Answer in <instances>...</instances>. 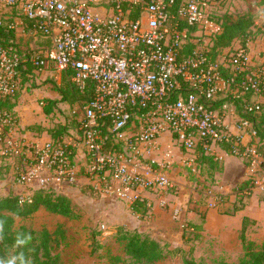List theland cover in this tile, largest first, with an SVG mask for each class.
Instances as JSON below:
<instances>
[{"label": "built area", "instance_id": "built-area-1", "mask_svg": "<svg viewBox=\"0 0 264 264\" xmlns=\"http://www.w3.org/2000/svg\"><path fill=\"white\" fill-rule=\"evenodd\" d=\"M216 4L217 0H0L6 10L0 26L14 32L25 27L50 43L28 51L0 48V98L16 95L19 69L27 64L33 76L51 69L66 75L80 92H91L73 110L82 115L81 169L97 190L131 204L143 202L142 191L162 193L171 186L163 171L169 164L156 170L144 155L157 148L164 135L186 153L229 144L232 149L226 155L244 160L254 172L261 160L252 118L261 105L245 96H264V62L250 67L242 46L231 44L219 53L213 49L221 33L214 17ZM224 95L241 99L247 116L238 118L235 133L226 123L227 105L219 104ZM16 119L0 109L1 155L14 158L15 183L33 190L73 185L80 171L72 145L58 140L24 152V144L11 138ZM250 189L264 192V172ZM207 195L214 207L220 192L208 190ZM17 196L20 203L31 202L27 192Z\"/></svg>", "mask_w": 264, "mask_h": 264}, {"label": "rangeland", "instance_id": "rangeland-1", "mask_svg": "<svg viewBox=\"0 0 264 264\" xmlns=\"http://www.w3.org/2000/svg\"><path fill=\"white\" fill-rule=\"evenodd\" d=\"M251 12L255 16V23H257L255 24L257 28L253 31L254 35L256 34L254 39L261 36L264 39V0H217L214 17L222 24L229 18L234 20L241 15ZM4 14L5 8L0 6V20L4 18ZM22 38L25 41H21L23 39L19 37H17V40L15 37L13 40L8 39L9 41H4L5 37L3 36V38H0V41L12 42L19 51L31 50L30 48L34 47L32 46L34 42L41 41L39 36L32 34H30V37ZM234 42L236 40L232 42L234 47L241 46V41L238 40L235 44ZM50 72H47L48 74L27 78L25 83H27V86H30V90L28 89L29 96L34 94L33 91L35 89L33 87L35 86H40L41 88L46 85L44 88L50 89L55 87L56 82L60 83L59 79L55 80L54 75H51ZM62 78L64 79V77ZM40 88L36 91H41ZM66 112V116L72 120L74 115L71 114V111H69V114L68 111ZM58 117L56 116L55 118L57 120L62 119ZM77 118L79 119L81 117L77 116ZM53 119L54 117L51 118V121ZM74 122L77 123V120L74 119ZM18 123L16 119V125ZM16 138V141L23 144L22 139H20L21 137ZM35 148V145L30 146L28 144L24 145L22 150L24 152H33ZM162 148H173L171 150L172 152L169 153L172 159L175 158L174 160H177L178 158L179 160V162L176 161L177 165L174 168L175 172L180 176L175 183L169 178L171 186L163 191L162 194L170 197L175 203H178V196L181 193L184 196L190 194L188 204L193 205L194 209H196L198 218L196 223L181 220V218L177 221L174 220L178 223L177 226L182 232L181 245L175 247L168 242L162 241V245L168 247V253L162 261L155 264H183L184 259H192L201 264H238L244 253L242 236L245 242H252L258 247L264 244V235L258 230L259 227L255 223L251 224L248 219H243L241 220L242 224L239 231H236L232 229V223L229 225L230 219L228 218L234 216L235 212L237 213L238 210L244 207L248 203L247 200L249 198L255 197V201H257L259 196H264V192L250 189L255 180L257 178L260 179L263 175L260 167L252 172V174L246 175L242 183L218 191L216 188L209 187L210 185L217 186V184H204L207 181L215 182L213 178L208 176L212 172H215L217 168H210L209 166L199 164L197 152L186 153L171 141L163 143ZM256 149L260 154L259 148ZM3 150L4 148H0V158L3 157L6 162L12 165L14 158L9 153L4 155L6 157L2 156ZM189 159L192 160L191 166L187 164ZM146 162H148L147 164H152L151 160H146ZM153 166L157 170L161 165ZM163 171L170 174L172 170L169 168L163 169ZM78 175L80 177L68 189L62 190V187L52 189L56 194L64 195L70 199L73 209L72 217L55 215L49 213L44 208H40L28 217H15L14 228L17 229L25 226L34 233L46 230L53 234V253L59 256L61 264H139L125 255L124 244L119 241L123 233L132 232L128 229V226L126 227L122 224L129 225V227L139 224L137 221L138 217L133 215L134 213L129 214L126 212L127 205H131L129 203L130 201H122L117 197L104 194L97 190L91 183H86L88 180H86L84 175V169H81ZM14 177L15 171L13 169L12 173L8 171L3 181H0V197L12 194L17 196L25 194L26 192L31 194L34 191L30 187L23 186H20L22 187L21 191L17 190L14 186V184L17 185ZM7 181L11 187H7ZM208 190L220 192V198L215 200L214 207H211L209 204L211 201H209V196L207 195ZM240 199L242 200L240 201ZM161 208L169 211L167 213H169L170 218L173 217L175 219V217L179 216V214H175L170 210L167 203ZM213 213L214 215L217 213V216L210 219L208 215ZM149 217L150 215L147 214L144 218L150 219ZM181 223L187 226H195L197 230L183 232V229H180ZM102 227L104 228L102 229ZM58 231H61L63 236H58L56 234Z\"/></svg>", "mask_w": 264, "mask_h": 264}, {"label": "crops", "instance_id": "crops-1", "mask_svg": "<svg viewBox=\"0 0 264 264\" xmlns=\"http://www.w3.org/2000/svg\"><path fill=\"white\" fill-rule=\"evenodd\" d=\"M17 18L20 19V17ZM14 35L16 37V40L17 37L23 39L21 41H25L22 37H30V33L25 27H19L17 31L14 32ZM262 38V36L255 38L254 40L248 41L245 45L252 68L264 62V39ZM40 39L41 41L34 42V44H32V46L34 47L30 48L31 50L47 48L50 46L48 40H44L43 38ZM237 41L238 40H236L234 44L237 43ZM47 72H50L51 75H54L55 80L59 79L60 83L56 82L55 87L50 89L44 88L46 87V85L41 88L40 86H35L33 87L35 89V92L33 91L34 94L31 96L28 95V89L30 90V86H27V83L25 82L23 83L21 79V83L17 92L18 96L16 99V103L13 106L14 114L19 123L16 125V127L18 128L16 129L15 127L13 132L11 133V138L15 142L19 143L18 141H16V137H21L20 139H22L24 145L29 144L30 146L35 145V147H42L46 143L53 142L56 130H58V128L60 127H63L65 135L62 137L57 136L56 138L62 142L72 145L71 149L73 150L74 164L76 166V169L78 171H81V168L84 164L85 149L83 144L79 140L80 131L77 124L79 119L73 116L74 118L70 120V118L66 116V111H68V114L69 111H71L72 114L73 110L76 109L78 103H74L69 106L68 103L61 101V96L58 92V89L63 84L64 79L62 77L67 79L66 75L59 74L55 71H52L51 69L43 71L42 74H48ZM42 74H39V76ZM39 88L41 91H36ZM245 99L259 103L261 105V112L258 115L254 116V118L252 119L255 128L258 129L257 131H264V96L247 95L245 96ZM48 101H53L54 107L51 112L46 114L44 113V108L47 107ZM219 104L227 105L226 123L228 124L229 128L235 133L236 131L234 125L237 122L238 118L242 116L241 108L237 107L235 100H231L229 95H224ZM56 116H59L58 118L62 119L57 120L55 118ZM53 117L54 119L53 121H51V118ZM74 119L77 120V123L74 122ZM170 141L171 140L168 135L162 136L156 144L157 148H151L149 152L145 153V156L148 160L153 161L154 165L160 166L165 163L169 164V166L171 165L169 168L172 171L170 172V174L168 173V177L173 183H175V181H178V179L180 178V176H178V174L175 172L174 168V166L177 165L176 161L179 162V160L178 158L177 160H174L175 158H171V154L169 152H172L171 150L173 148H162L163 143H167ZM255 144L259 148L262 162L264 161V139H261L259 136L255 140ZM206 155L212 158L213 162H215L213 163V166H215L217 170L215 172H212L210 176H208L213 178L215 182L207 181L204 182V184H217V186L210 185L209 187L216 188L218 191H222L226 189V187L228 188L233 185L235 186L238 183H242L246 178V175L252 174V170H250V168H248L243 163V160L236 157L227 156L220 145L208 148ZM12 170V165L9 162H6L3 157L0 158V181H3V179L5 178V174L8 171L12 173ZM86 183H88V181ZM14 186L17 190H22V187L15 184ZM7 187H11L9 182L7 184ZM68 188L69 186H64L61 189L66 190ZM12 196L16 195L12 194ZM140 197L143 200V203L146 204V206L149 208L147 213L150 215V219H145L141 217L140 214L134 213L133 215H136V217H138L137 221L139 222V224L130 227L126 224L122 225L126 227L128 226V229L130 230L135 229L140 233L148 234L151 236V238L158 241L168 242L175 247L180 246L182 241V232L179 230L177 226L178 223L176 221L181 218V220H188L196 223L198 218V215L195 211L196 209H194L193 205L188 204L190 200V194L188 196H184L183 193H181V195L178 196V203H175L174 200H171L170 197L163 195L162 193H156L152 191H142L140 193ZM247 201L248 203H246L244 207L238 210L237 213L235 212L234 216L228 217L230 219L229 225L232 223V229L239 231L242 224L241 220L248 219L251 224L255 223V225L259 227L258 230L264 235V196H259L257 201H255V197H251ZM165 203H167L170 210H172L175 214H179V216L175 217V215V219H173V217L170 218L169 213H167L169 211H167L165 208H161L165 205ZM126 212L129 214L132 213L131 205H127ZM216 214H210L208 215V217L212 219L217 216ZM181 225L182 223L180 224V229Z\"/></svg>", "mask_w": 264, "mask_h": 264}, {"label": "trees", "instance_id": "trees-1", "mask_svg": "<svg viewBox=\"0 0 264 264\" xmlns=\"http://www.w3.org/2000/svg\"><path fill=\"white\" fill-rule=\"evenodd\" d=\"M219 24L221 26V33L216 36L213 41V49L218 50V53L221 52L222 49L229 47L235 40L241 41V46L245 48L247 42L253 40L256 35H254L253 31L257 27L255 25V16L252 13L241 15L234 20L229 18L226 22ZM3 36L5 37L4 41L8 39L13 40L15 38L14 31L1 25L0 38H3ZM4 41H0V48L12 46L15 50L19 51L12 42ZM19 71L23 83L27 81V78L33 76L29 64L24 68L20 67ZM58 92L61 96V101L68 103L69 106L81 101L86 102V99L91 95L89 91L80 92L68 78H64L63 84L58 89ZM17 96L18 94L16 93L12 98H0V109L14 113L13 106L16 103ZM240 102L241 99L235 100L237 107L241 108ZM53 107L54 102L48 101L47 107L44 108V113L48 114L52 111ZM73 115L75 117H82L80 111H77ZM242 117L247 116L242 112ZM77 124L80 127L79 121ZM64 135L65 131L63 127L58 128L55 133L54 141H58L56 138L57 136L62 137ZM258 135L261 139H264V131L259 130ZM220 146L225 153L232 149L229 144H220ZM115 149L119 150V148ZM207 150L208 148H195L194 152H197L199 164L207 165L210 168H216L213 166L215 162H213L212 158L206 155ZM243 163L246 165L244 160ZM260 169L264 172V161L261 162ZM30 199V203H20L18 196L9 195L0 197V264H61L59 256L53 253V234L46 230L34 233L25 226L16 229L14 228V218L28 217L37 212L40 208H44L49 213L55 215L72 217L73 209L71 201L64 195L56 194V192L51 189L34 190L31 193ZM241 200L242 199H240V201ZM148 210L149 208L143 202L136 201L131 204L132 213L140 214L143 218L148 214ZM194 230H197L195 226L188 225L182 231L193 232ZM131 231L132 232L123 233L119 239V241L124 244V252L127 257L139 264H155L165 258L168 253V247L162 245L163 243L161 241L153 239L150 235L140 233L135 229ZM56 234L58 236H63L61 231H58ZM242 243L244 253L238 264H264V244L258 247L252 242H245L243 236ZM183 264L201 263H197L192 259H184Z\"/></svg>", "mask_w": 264, "mask_h": 264}]
</instances>
